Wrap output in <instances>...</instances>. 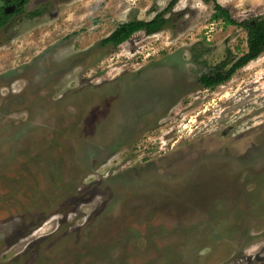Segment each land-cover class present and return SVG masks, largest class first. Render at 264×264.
Masks as SVG:
<instances>
[{
	"label": "rangeland",
	"instance_id": "rangeland-1",
	"mask_svg": "<svg viewBox=\"0 0 264 264\" xmlns=\"http://www.w3.org/2000/svg\"><path fill=\"white\" fill-rule=\"evenodd\" d=\"M171 1L26 0L0 25V264H264V52L202 87L246 52L210 0L104 43Z\"/></svg>",
	"mask_w": 264,
	"mask_h": 264
},
{
	"label": "trees",
	"instance_id": "trees-1",
	"mask_svg": "<svg viewBox=\"0 0 264 264\" xmlns=\"http://www.w3.org/2000/svg\"><path fill=\"white\" fill-rule=\"evenodd\" d=\"M178 0H172L167 8L156 14L151 20H130L119 24L104 40V43L114 47L121 45L129 40L134 34L144 32L152 35L164 29L168 20L164 17L171 11ZM213 3V14L210 20L213 22L221 21L225 26H239L246 31V52L243 53L230 67L227 62H221L210 67L208 72L202 74L198 81L206 89H214L227 82L234 73L246 66L251 61L257 59L264 52V15L255 17L247 22H236L232 20L227 10L222 8L216 0H210ZM7 18H4L3 24ZM2 25V24H0Z\"/></svg>",
	"mask_w": 264,
	"mask_h": 264
},
{
	"label": "flooded vegetation",
	"instance_id": "flooded-vegetation-1",
	"mask_svg": "<svg viewBox=\"0 0 264 264\" xmlns=\"http://www.w3.org/2000/svg\"><path fill=\"white\" fill-rule=\"evenodd\" d=\"M24 1L26 0H0V24H2L1 28H3L8 23L12 16L19 13L21 8L23 9L25 5ZM4 18H7V20L3 24Z\"/></svg>",
	"mask_w": 264,
	"mask_h": 264
}]
</instances>
